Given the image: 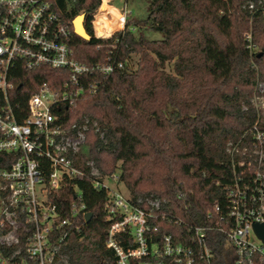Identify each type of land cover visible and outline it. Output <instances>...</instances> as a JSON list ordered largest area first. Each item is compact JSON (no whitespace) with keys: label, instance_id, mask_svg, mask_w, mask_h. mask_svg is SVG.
I'll return each instance as SVG.
<instances>
[{"label":"trees","instance_id":"16d2710c","mask_svg":"<svg viewBox=\"0 0 264 264\" xmlns=\"http://www.w3.org/2000/svg\"><path fill=\"white\" fill-rule=\"evenodd\" d=\"M131 1L145 4L146 15L129 16L126 29L106 39L94 35L88 18L85 29L91 37L85 40L75 32L73 20L95 10L101 0H59L80 62L104 63L110 57L128 63L107 76L93 74L89 80L97 88L87 86L66 108L67 122H98L100 131L88 135L87 160L94 161L103 177L120 166L118 183L132 199H160L159 213L167 216L158 221L160 233L185 237L188 229L204 226L211 264H237L238 254L228 246L220 219L228 186L235 181L226 144L256 119L250 99L264 82V14L251 17L243 7L248 0ZM101 11L97 23L102 29L111 33L122 27L121 14L111 4L105 2ZM249 32L257 47L253 51ZM152 33L160 37L151 38ZM17 74L14 101L24 106L42 83L62 88L68 77L67 70L49 67L27 72L20 66ZM69 184L52 197L66 207L63 216H70L76 185L93 215L89 222L80 217L81 230L70 235L72 263L114 264V252L106 248L108 191L95 189L89 176Z\"/></svg>","mask_w":264,"mask_h":264},{"label":"built area","instance_id":"2783aa9c","mask_svg":"<svg viewBox=\"0 0 264 264\" xmlns=\"http://www.w3.org/2000/svg\"><path fill=\"white\" fill-rule=\"evenodd\" d=\"M111 1L115 0H101L85 13L98 38L122 32L133 15L128 8L131 0H120L122 7ZM105 2L123 17L122 27L111 33L97 23ZM243 7L251 17L264 14V0H248ZM64 14L59 0H0V264H73L67 247L70 235L82 228L80 217L89 212L87 204L78 185L72 191L70 216H63L66 207L53 198L72 180L88 176L95 189L108 191L111 223L106 248L114 252V264H211L206 227L188 229L185 237L160 233L158 221L167 219L159 213L161 200L153 195L132 199L118 188L119 169L103 177L94 161L87 160L88 135L98 133L100 126L89 118L67 122L66 108L87 86L97 88L89 80L93 74L107 76L128 63L110 57L104 63L80 62L70 46L73 29ZM246 39L248 48L256 50L251 32ZM20 66L27 72L64 69L68 77L62 88L42 83L24 106L14 101ZM250 105L255 122L226 144L235 181L228 186L220 219L228 246L238 254L237 264H264V243L253 230L254 224L264 222L263 81ZM214 211H222L219 202Z\"/></svg>","mask_w":264,"mask_h":264},{"label":"water","instance_id":"95a60500","mask_svg":"<svg viewBox=\"0 0 264 264\" xmlns=\"http://www.w3.org/2000/svg\"><path fill=\"white\" fill-rule=\"evenodd\" d=\"M85 21H86V15L85 13H81L77 15L73 20V28L75 29V32L82 37L85 40H89L91 37L90 34H88L87 30L85 29ZM92 213L88 212L85 214V218L87 222L91 221L92 219ZM253 230H255V233L260 238V240L264 243V222L263 223H256L253 225Z\"/></svg>","mask_w":264,"mask_h":264},{"label":"rangeland","instance_id":"374dc122","mask_svg":"<svg viewBox=\"0 0 264 264\" xmlns=\"http://www.w3.org/2000/svg\"><path fill=\"white\" fill-rule=\"evenodd\" d=\"M111 3H112L113 5H115L116 7H122V6H123V4H122V2H121L120 0L111 1ZM128 8H129L130 10H132V11H133V15L136 16V17H138V18H140V16H145V15H146L145 4H143V3H139V5H137V4H135V3H133V2L131 1V2L129 3V5H128ZM150 37H151V38H158V37H160V34H159V33H157V34H156V33H152V34L150 35ZM134 60H136V57H134ZM170 69H171V66H168L167 70H170ZM117 169H119V170L121 171L120 166H118ZM118 188H119V190L122 191L124 194H127V195H128V192H127V190L124 188V186H123L122 183L118 185Z\"/></svg>","mask_w":264,"mask_h":264},{"label":"bare ground","instance_id":"6f19581e","mask_svg":"<svg viewBox=\"0 0 264 264\" xmlns=\"http://www.w3.org/2000/svg\"><path fill=\"white\" fill-rule=\"evenodd\" d=\"M121 17H122V15H121ZM122 22H123V17H122Z\"/></svg>","mask_w":264,"mask_h":264}]
</instances>
